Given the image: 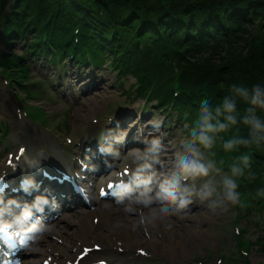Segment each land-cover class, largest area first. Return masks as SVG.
Instances as JSON below:
<instances>
[{
  "label": "trees",
  "instance_id": "obj_1",
  "mask_svg": "<svg viewBox=\"0 0 264 264\" xmlns=\"http://www.w3.org/2000/svg\"><path fill=\"white\" fill-rule=\"evenodd\" d=\"M11 1L3 12L7 0H0L4 35L32 34L29 49L53 59H111L133 78L129 98L166 117L173 111L184 136L208 143L210 163L230 175L236 195L259 193L249 204L238 196L239 215L252 203L264 208V0ZM255 27L261 36L242 52L240 34ZM21 58L5 54L0 74L24 82ZM235 236L241 259L246 239Z\"/></svg>",
  "mask_w": 264,
  "mask_h": 264
},
{
  "label": "rangeland",
  "instance_id": "obj_2",
  "mask_svg": "<svg viewBox=\"0 0 264 264\" xmlns=\"http://www.w3.org/2000/svg\"><path fill=\"white\" fill-rule=\"evenodd\" d=\"M11 3V0H7L3 12L9 10ZM246 29L248 30L249 28L246 27ZM261 34L262 31L258 27L252 28L249 31H242L240 34V36H243L241 45L245 48L241 51L244 52L245 49L252 45L251 42L258 40V38H253L255 35L260 37ZM31 35L32 34L27 33L17 38V36L12 33H10V36L4 35L0 30V61L4 60L5 54L8 59H13V57L18 55L21 57L23 56V58H21L23 60L22 66L25 67L26 70V76L24 78L26 84L21 85L10 80L11 78L7 79L4 75H0V127L4 128L3 134L0 129V152H2V154L17 146V143H12V137L20 132L23 133L27 131L24 123H30L37 130L41 131V134L40 137H32L28 132L29 138L51 139L55 143H59L58 146H60V144L64 145L66 143V139H63V137L67 135L72 141L68 149H73V151H68L69 157L74 156L76 153L80 156V142L86 138L90 132L95 130L91 136L97 134V138L100 139L101 132L104 131L103 124L110 121V123H113L116 119L118 122L125 117L124 115H126V113H129L130 116L126 117L125 121L127 127H123L124 129H122V131L120 130V133H111V140L114 141L113 137L117 134L118 137H115V139L122 141L123 137L127 134L135 143L131 146L132 148L129 147L128 150L132 153H136L145 151V149L152 144L147 142V139H154L155 142L152 147L153 152L150 157L152 163L149 164L148 160L140 158L141 160L138 162L142 166L140 171L146 174L148 173L149 179L153 176H159V179H163L167 182L172 180L178 181L179 177L188 176L187 182L184 183L183 186H180L179 191L185 194L189 189H192L191 187L193 186H195L192 189L194 191H198L199 188L203 189L199 193L200 198L197 201L200 202L201 209L199 210L200 215L195 217L196 221L194 226L193 223H189L188 226L180 227L171 225V222L176 220V218L171 219L167 217V215L159 216L158 213H155L154 206L144 210L140 203L133 201L130 204V200L132 199L141 200L148 198L145 195L140 197L130 195L126 199H123L121 203L127 202L126 205L130 204V212L128 214L125 211V205V207H115L112 202H98L96 205L103 206L109 204V207L112 209L119 210L120 212L114 214V217L120 216L119 218L121 219V215L126 214V216L135 219L134 226L137 224L139 225V234H134L130 227L123 236H127L131 244L134 242L137 243L140 240L145 242L144 245L140 244V246L135 244H133L134 247H130L131 245L125 246L124 241L120 238L122 235L119 233V238L113 237L110 240L115 244L114 250L121 253L124 250L135 249V253H138L135 259L137 264H264V252L259 248L260 244H264V208H256L252 203L250 209L248 211H241L240 215L238 214L237 208L238 196L241 200L247 201L249 204L248 200H254L258 197L259 193H257L256 190H252L249 197H245L244 193L236 195L234 187L232 188L233 181L230 175L226 171L221 172L219 166L210 164L209 154L206 148L208 143H206V145L201 143L193 144L190 137L184 136L181 125L174 121L173 111L170 116L166 118V114L155 108L154 105H147L144 107L145 100L133 97L129 98L126 93L132 95L129 89L133 82V78L129 74L119 73L118 70L109 65L111 59H107L104 56L101 60V64L98 66L93 65V69L87 64L80 68L76 65H70L67 62L60 64L61 61L58 62V58H55L53 64L48 62V59V61H46L45 56L38 52H36V56L34 52L24 55L25 43L30 41L29 37H31ZM232 51H238L237 47H233ZM93 71L96 76L94 81L96 84L95 87L97 86V88L93 90L90 89L89 92L80 93V90L84 91L85 74L92 73ZM79 73H81L83 78L78 76ZM102 78L105 79L103 81L105 84L98 85ZM107 91L108 94L105 97L98 96ZM91 94L99 98L95 101H90L88 107V105H85L84 101H86V98L91 96ZM27 95L32 97L29 98ZM27 103H34V105H26ZM149 104L152 105L151 101ZM22 105H24L26 115L38 112L37 108L44 113L45 119L42 121V124L46 128V132L44 128L32 124L33 122H30L25 116L17 115L20 118L15 116L14 113L17 109L14 108H20ZM132 117H136L140 124L141 117L149 119V122H145V126H143V138L145 143L142 145H139L138 137L136 136L138 128L140 127V129H142L141 125L138 123L135 125V121L131 120ZM36 118L40 119L41 117L39 116ZM13 119H15V121ZM63 120H65L64 125L62 124ZM164 120H167L166 123ZM13 124L15 125L16 133H12ZM48 129L53 130L54 133L57 132V136L50 135ZM163 140H166L165 142L167 144L161 146ZM4 147L6 148L3 149ZM61 148L60 146V149ZM110 150L112 149L110 148ZM123 151H113V154L110 155V157L114 159V165L117 166L121 172L125 169L130 170V165L134 166V162L137 161L131 156L130 152L125 153ZM159 151H161L162 155L158 153ZM65 154L67 155L66 152ZM163 154L168 156L175 155L174 162L176 165L180 163V158L187 157L188 162L184 171L183 166H179L174 175L167 174L161 169L155 170L154 172L150 171L154 164V158L160 156V160L163 161V158H165ZM81 156H84V154ZM202 157L203 162L201 161ZM2 160L0 153V162H2ZM115 172H117V170ZM96 181L97 186L103 187L105 177H101L97 174L93 175L91 189ZM154 187H157V185H152V188ZM128 198H130L129 201ZM139 206H142V209ZM167 206L163 207L162 211L179 216L183 215V211H180L181 208H178V206L181 205L172 204L170 202ZM208 206L214 207V210H216L214 215L205 211V208ZM156 207H159L158 204ZM81 210H88V212L93 211L92 207H84L81 208ZM93 217L97 218V223L98 220L100 222L101 220L106 222V218L100 216V213L88 214V219L91 221L92 227H95V223L92 222ZM66 221L71 220H65V222L63 220L58 221L59 223L57 222L56 225H63ZM56 225L51 226V228H56ZM81 225L82 224H79L78 229L83 227ZM51 228H49L47 234H45L46 239L32 248L37 249L35 247L38 246L39 250L44 251V256L51 254L53 260L57 261L59 256L57 252H53L54 246L53 249L52 247H47L49 245L60 244L55 235H49ZM72 228V225L66 223L63 229H67L69 233V231L72 232ZM168 230L172 231V233L169 234L172 236L173 240L176 239L175 242L169 244L165 242V237L163 235ZM74 234L75 233H69L66 236L63 234V238L71 240L73 237L75 246L77 239L74 238ZM238 234L246 239V244L242 246L244 247L245 253H243L244 257L241 259L238 257V252L240 251L238 249L239 247H237L235 243V235ZM89 236L87 238H90ZM184 241L188 242L185 243ZM188 243L192 244L187 246L186 244ZM160 244L163 246H160ZM179 245L182 248H180ZM88 247L91 248V246ZM72 249L73 248H71V253L69 255H65L64 258H62L61 261L64 262V264L67 263L65 262L66 260L72 259L76 251L80 250V247L74 251H72ZM169 250L170 253L171 251L173 252V255L170 257L168 253ZM43 255L32 254L31 259L35 262L32 263L33 261H30L29 264H40L39 261L41 262V260L44 259L42 258ZM101 255L102 254L92 257L99 258ZM103 257L106 259V256ZM112 263L132 264L126 262L124 259L122 261H112Z\"/></svg>",
  "mask_w": 264,
  "mask_h": 264
},
{
  "label": "bare ground",
  "instance_id": "obj_3",
  "mask_svg": "<svg viewBox=\"0 0 264 264\" xmlns=\"http://www.w3.org/2000/svg\"><path fill=\"white\" fill-rule=\"evenodd\" d=\"M25 53V52H24ZM98 66V64H97ZM91 69H93V67H91ZM95 73L94 71L92 73L89 74H85L84 79H85V83H84V91L83 92H89V90H93L95 88H97V86L95 87ZM88 78V79H87ZM105 79L102 78L99 84H105L103 81ZM90 81V82H89ZM106 91V90H105ZM108 94L107 92H103L101 94H99V97H105ZM180 95L176 94V97L178 98ZM94 95L91 94V96H88L85 102V105H88L90 101H95L97 98ZM210 101V100H209ZM83 102V103H84ZM151 102L154 103L155 99H151ZM99 103V102H98ZM172 103V102H171ZM157 104V103H156ZM93 105V104H92ZM89 107V105H88ZM81 108V107H80ZM168 110V109H167ZM163 112V111H162ZM125 117L122 120H119L117 122V119L115 120V122L110 123L108 125L104 126V131L101 132V137L103 136L102 140H94L91 139L90 142L91 143H98V144H103V140L105 138V141H108L109 138L107 137L111 132H113L114 130H118V131H122V129H124L123 127H127V124L125 123L126 121V117L130 116L129 113H126V115H124ZM136 117L135 118H131V120L135 121V125L138 123L139 125H141L138 128L137 132H136V136L138 137V142L139 145H142L145 143V140L143 138V134H144V130H143V126H145V122H149V119H145V118H140L141 120V124L139 121H137ZM139 119V117H138ZM15 121V119H13ZM111 122V121H110ZM108 128V129H107ZM4 128H1V131L3 132ZM14 133H16L15 128H13ZM92 131V130H90ZM38 135L40 136L41 132H37ZM44 135V134H43ZM47 136V135H45ZM90 136V135H89ZM150 138V137H149ZM131 139V138H130ZM144 141V142H141ZM166 140H163L161 143V146L166 145L167 143L165 142ZM17 143V146L14 149H11V153L10 155L8 154V152L10 151H6L4 154L1 153L2 156V162H0V176H6L7 178H9V185H13L14 182V178L16 176H26L30 173H33L32 171H35L34 174L36 172H38L41 168L48 166V165H53L55 167H59V168H64L67 169L68 168V161H67V155L65 154V152L61 153L60 150V146H58V144H56L53 140H49V139H44V138H37V139H33V138H29L25 133H18L16 134L14 137H12V143ZM147 142L152 143L151 145H147V149H145V151H141V152H136V153H132L130 150H128L127 152H130L131 155L137 160L136 162H134V166L130 165V170L128 169V172L131 171H137V168L139 167V160L141 159H146L148 160V163L151 164L152 161L150 160V157L152 156V152H153V143L155 142L154 139L150 140L147 139ZM82 144L85 143V141L81 142ZM135 143L133 142L131 145H134ZM194 144H197L194 142ZM6 147H4L3 149H5ZM132 148V147H131ZM18 150H20V152H17ZM124 150V152L126 151ZM79 151L81 152V154L84 153V155L87 154V152L82 151V149H79ZM160 155L161 151L158 152ZM9 155V157H8ZM160 157V156H159ZM158 156H156L154 158V164L151 168L150 171L154 172L155 170H163L165 171L167 174H171L174 175V173L176 172L177 168L180 167H184L183 171L187 165L188 159L186 158H180V163H178L176 165V163L174 162L175 160V155H164L163 154V158L164 160H160L161 158H159ZM8 158V162L7 164H5V160ZM71 159L74 160H78L79 155L76 153L74 154V156L70 157ZM141 158V159H140ZM203 162V157L202 160ZM88 164V162H87ZM46 169V168H45ZM103 172L104 176L107 175V173L109 172L108 170H103L101 171ZM84 173L88 176L86 181L89 183V179L93 177L94 172L92 170H86L84 171ZM155 174V173H154ZM119 177L125 178L127 180L130 181V185L134 186V192L131 193L137 197L140 196H147L148 198L146 199H141V200H136V199H132L130 200V204L131 202H137L140 203V205L143 206L144 210H147L148 208H152V206H154V212L158 213L159 216H166L169 218H176V220H173L171 222V225H177V226H188L189 223H193V226L195 225V217L200 215V202H197L200 198L199 193L203 190V189H198V191H194L192 190L195 186L191 187L192 189H189V191L185 194H182L181 191H179L180 186H183L184 183L187 182V178L188 176L185 177H179L178 181H170L167 182L163 179H159V176H153L151 179H149V177L147 176L146 173H138L135 172V175L132 176L131 174H124V175H119ZM143 181V183H142ZM152 185H157V187L152 188ZM167 187V188H166ZM41 190L40 189H35L34 190V194H38ZM174 191V192H173ZM136 197V198H137ZM125 198V197H124ZM130 198H128L129 201ZM123 199L121 200H117L118 204L113 203V205L115 207H121L124 206L125 207V211L128 214L130 212V204L126 205V203H121ZM75 202L76 204H73V206H68V212L65 214H60L58 216V220L57 218H53V220H55V222H53V225H56V223L60 220V221H64L65 220H71V221H66V223H68L69 225H72V232L69 231V233H75L74 234V238L77 239V243L74 246V239L73 237L71 238V240H67L65 238H63V234L66 236L68 233L67 229H63L65 228V224L63 225H56V228H51L49 235H55L57 237V240L60 242L59 245H48L47 247H52L54 246L53 252H57L58 253V260L55 261L53 260V257H50V263L51 264H64V262H62V258H64L65 255H69L71 253V248L72 251L79 249V247H88L91 245H98V250H93L91 248V250L85 255L83 256L81 259H79L77 261L76 264H93V262H96V260H102L104 259V264H115L112 263V261L116 262L118 260L122 261L123 259L126 262L132 263V264H137V261H135V259L137 258L138 253H135V249H130V250H124L121 253L116 252L115 249V244L113 242H111L110 240L114 237V238H119V233L122 235L120 238L122 241H124L125 246L127 245H131L130 247H134L133 244L140 246V244L144 245L145 242H142V240L140 241H136L137 243H130L127 236L124 237L123 234H125V232L127 231V229H129L131 227V230L134 232V234L137 233V235L139 234L138 232L140 231L139 225L137 224L136 226H134L135 224V219L126 216V214L121 215L122 218L120 219V216L114 217V214H116L117 212H120L119 210H114L111 207H109V205H103V206H96L93 211H84L81 210L80 207L81 206L79 200L76 198ZM12 202V201H11ZM172 204H178L181 206H178V208H181L180 211H183V215L179 216V215H175L169 212H165L162 211V208L167 206L169 203ZM39 203H42L43 205L45 204V199L43 198V196L41 197ZM120 203V205H119ZM158 204L159 207H156V205ZM10 205L17 207V212H27V213H31L29 210L24 211L18 204H16L14 201L12 203H10ZM40 204H38L37 206H39ZM142 206H139L140 208ZM168 207V206H167ZM142 209V208H141ZM205 211L207 213H211L214 215V212L216 210H214L213 206H208L205 208ZM56 210L55 209H50V210H45L44 214L41 217H38L39 219H45L49 216H53L55 214ZM69 213V214H68ZM94 213H100V216H103L106 218V222H104L103 220H101V222L98 220L97 223V218L93 217L92 218V222L95 223V227L91 226V221L88 219V214H94ZM68 214V215H66ZM66 215V216H65ZM95 218V219H94ZM197 219V218H196ZM89 221V223H88ZM59 223V222H58ZM93 223V224H94ZM97 223V224H96ZM158 223V222H157ZM201 223V222H199ZM79 224H82L80 229H78ZM162 224V223H161ZM202 224V223H201ZM205 224V223H204ZM88 233V234H87ZM169 233H172L171 230H168L166 233H164V237H165V242L172 243L175 242V240H173L172 236H170ZM45 234H47V230L46 232H44V234H42L41 236H39L35 242V244H33L31 247L29 246V248L27 249V251H29L28 253H39L41 255H43L44 251L43 250H39L37 249H33L32 247H34L36 244H39L40 242H42L43 240H45L44 238H42ZM90 235V236H89ZM90 238H87V237ZM46 237V236H45ZM185 243H187L188 241H184ZM51 244V243H50ZM54 244V243H52ZM189 244L192 243H188L186 244L187 246H190ZM166 245V244H164ZM183 245V244H182ZM160 246H163L162 244H160ZM167 246V245H166ZM178 246V245H177ZM180 248H182L179 245ZM77 253L81 252L80 251H76ZM137 252V250H136ZM75 253V254H77ZM169 253V257L171 255H173V252L170 250L168 251ZM102 254L99 258H93L92 256H98ZM51 255V254H47ZM76 256V255H75ZM75 256H72L71 260H66L65 262H67L66 264H74L73 260H75ZM106 256V259L103 257ZM110 257V258H109ZM30 261H33L32 259H30ZM29 260L24 261L22 259V264H29L30 262ZM35 261H33L32 263H34ZM49 263V264H50ZM96 264H98V262H96Z\"/></svg>",
  "mask_w": 264,
  "mask_h": 264
}]
</instances>
